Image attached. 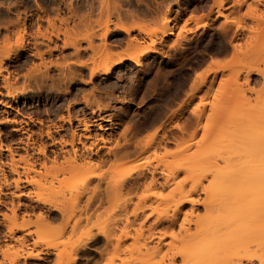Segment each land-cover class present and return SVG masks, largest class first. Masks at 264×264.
<instances>
[{
	"label": "rangeland",
	"instance_id": "rangeland-1",
	"mask_svg": "<svg viewBox=\"0 0 264 264\" xmlns=\"http://www.w3.org/2000/svg\"><path fill=\"white\" fill-rule=\"evenodd\" d=\"M16 1L0 0L6 5ZM115 1L119 2H110ZM240 1L226 0L220 8L219 0H132L118 10L52 14L56 29L61 30L59 38L53 37L55 42L34 37L39 27L30 28L25 44L31 49L34 42L42 43L40 50L55 81L49 78L39 86L41 81L34 79L32 69L42 60L31 52L21 51L20 57L4 62L9 70L0 76L4 103H0V264H12L17 255L38 251L44 252L42 258L19 257L14 264H46L54 256L53 264H69L72 256L77 257L74 264L80 260L90 264H193L199 227L193 223L181 228L180 224L192 220L209 227L235 207L242 162L254 160L239 154L246 148L254 152L252 141L264 130V0ZM61 18L68 21L62 23ZM168 19L173 32L158 39V52L142 57V66L126 60L110 74L91 78V69L103 62L104 48L100 47L105 40L101 35L107 26L113 31L109 48L117 54L127 49L129 40L128 34L115 29L117 24L160 28ZM41 29L53 32L47 21ZM93 32L91 41L84 39ZM131 35L142 45L150 42L138 29ZM11 39L14 43L16 35ZM3 40L1 36V46ZM71 40H78L79 51L73 46L63 49L64 42ZM56 44L60 50L52 55L47 45L54 48ZM71 61L87 65L68 66ZM72 71L78 77L71 81L64 74ZM69 114L72 123L61 120ZM149 116L154 118L141 122ZM40 119L44 132L52 126L53 138L40 137ZM79 119L91 124L90 131L84 130ZM58 126L63 129L56 131ZM127 126L130 129L124 136ZM14 128L23 129L17 132ZM74 130L78 133L76 160L72 146L59 143L70 141ZM31 135L38 141L36 149L27 146ZM126 140L139 142L138 151L115 157L113 152ZM243 140L247 146L242 147ZM41 143L49 145L45 166L38 149ZM90 158L93 161L86 163ZM138 166L156 168L158 181L122 183L121 175ZM249 171L254 178L255 169ZM88 176H92L90 182ZM19 178L31 183H20L23 187L17 188ZM195 187L193 197L201 204L194 212L190 205L182 210L178 207L179 225L159 223L175 213L181 193ZM21 191L29 196L18 198ZM38 199H48L64 213L42 221L39 211L27 208L41 205ZM44 227L56 230L40 235ZM91 230L96 234L89 240ZM97 238L104 239V248ZM62 250L67 254L61 259L58 253ZM227 262L250 264L237 253Z\"/></svg>",
	"mask_w": 264,
	"mask_h": 264
},
{
	"label": "bare ground",
	"instance_id": "bare-ground-1",
	"mask_svg": "<svg viewBox=\"0 0 264 264\" xmlns=\"http://www.w3.org/2000/svg\"><path fill=\"white\" fill-rule=\"evenodd\" d=\"M54 1L57 2L58 0H54ZM76 1L78 2L74 3L73 1H70L69 3L65 4L66 7H68L71 10H74L72 11L73 15L77 14V11H79V9L84 10L86 13L87 12L93 13L97 10L100 11L118 10L120 8H124L123 6H125L126 4H130L132 0H118L119 2L115 1L113 3L110 2L111 0H100L99 5H96L93 0H76ZM225 1L226 0H219L218 5L220 8L223 7ZM3 5H5V3L0 2V6ZM59 6H62V4L60 3ZM221 15L222 14L220 10H218V16ZM131 16L134 17L136 15L133 13ZM43 18H44L43 15L39 16L40 20H42ZM60 20L62 23H64L68 21V18H61ZM170 21L171 19L164 21L160 28H148L146 26H141V25H138L136 27H130L122 23L117 24L115 29L128 34V38H129L127 42V49L117 54L111 51L109 48L110 44L108 43V37L112 34L113 31L109 26H107V28L101 35V38L105 40V43H103L102 45L103 47L99 46L100 50L104 48V50H102L104 53H102L101 55L103 58V62L95 65L91 69V74H90L91 78L98 73H102L105 75L110 74L114 70V68L124 64L126 60L132 61L136 66H142L143 64L141 62L142 57L147 56L151 53L158 52L157 49L158 39L162 40L164 37L168 36L173 32V27L171 26ZM47 22L49 23L50 27L53 28V32H49L48 30L42 31L41 26H39V28L35 32L34 37L36 38L42 37L52 42L54 36H56L57 38L60 37L61 30L56 29L55 21H53L49 16L47 17ZM15 25L17 26V28L5 27L6 33H3L2 29L4 28L0 27V37L1 36L4 37L3 40L4 44L2 46L0 45V76L2 75L3 71L9 70V67L4 65L5 61L12 60L14 57H20L19 53L21 51H27V53L31 51L30 47L25 44L26 36L28 35V31H29L26 20L21 22V20L18 19V22ZM134 29H138L140 32L145 33L150 39V42L146 45H142L141 41H139L136 37H132L131 32ZM64 34L67 33L65 32ZM13 35H16V39L14 43L11 42L12 40L11 36ZM92 36H94V32L91 35H87L86 37H84V39L91 41ZM40 44L42 43L36 41L33 53H34V57H39L42 60V62L39 64H34L35 66L32 69L33 70L32 72L34 73L32 74L35 75L34 79H36V81H41V84L39 85L41 87L42 84L45 83V81H47L49 78L51 80L52 77L50 75L51 66H49L48 63L45 61V53L40 50L41 48ZM77 44H78V40L65 41L63 49L67 47L69 48V46H73L77 49V51H79L80 47ZM47 46L49 47L48 50L52 55L54 54L53 53L54 51L60 50L58 44H56L54 48H52L50 45ZM91 48L95 49L93 45H91ZM131 50H135V51L132 52ZM115 55H117L116 59H114ZM73 63L79 66L87 65V63L83 61H79V62L71 61L67 65L69 66L70 64ZM262 73L264 74V71ZM77 75L78 73L76 74V72L74 73L73 71L69 72L66 75L64 74V76H67L66 78L71 81L74 80L76 77H78ZM7 81L5 82L6 83L5 86L7 88H10V84ZM200 83L201 85H204L206 83V77L203 78ZM30 88L32 90V86ZM8 95L13 96L11 91H8ZM194 96L195 93H192L191 99L194 98ZM0 103L4 104L1 100ZM181 106L178 109L179 111H182L183 109V107ZM93 112L95 113V111ZM61 120H63L64 122L72 123L73 117L69 114L67 118L62 117ZM78 121L79 124L84 127V130L90 131L91 124L88 123L86 119H79ZM37 122L41 124L40 133H39L40 137L43 138L46 135L50 139L53 138L52 126L51 125L48 126V130L44 132L42 130L43 120L40 119ZM129 127L130 126H127V128L125 129L123 133L124 136H127V133L130 129ZM100 128H103V126L100 125ZM160 128L161 126L158 127L156 131H159ZM22 129L23 128H14V131L20 132ZM61 129H63L62 126H58L56 131H59ZM139 132L140 130H137L135 131V134ZM166 133L167 132H165L164 134ZM77 136L78 133L76 130H74L72 133V139L70 141L64 139L59 141V143L62 146H67L68 144L72 146V150L74 153L73 155L74 160H76L79 157L78 147L76 146ZM21 141L23 142L22 139ZM78 142H82V139L79 138ZM252 142L256 144L254 152H249L248 148H246L244 153L239 154L243 158H247V156H252L254 160H244L242 162L243 171H240L238 173L239 176L237 180V187L239 194H237V197L235 199V207L233 209L223 212L219 220H215L209 227H203L200 225L199 221L195 223L192 220H187V221L184 220L180 224L181 228H186V225L190 227L193 223L197 224V227H199V234L197 236V240L193 248V260H194L193 264H228L227 262L228 258L235 257L236 253L239 255L240 260L246 259L250 262V264H264V130L258 132L255 135V140ZM26 143L29 148L32 147L36 149V145L38 141L33 137V135H31L28 138V142ZM52 144L57 145V142H53ZM247 145H248L247 142L243 140L242 147ZM92 146L90 148H92ZM234 146L235 144L230 143V147H234ZM139 147H140L139 142L126 140V142L123 144V147L119 151L113 152V155L117 156L121 154L122 156L127 157L130 154L132 155V153L137 152ZM0 149L2 150V146H0ZM38 149H39V153L43 155V158L45 160L44 162V166H45V163L49 159V156L47 154L49 145L48 143H41ZM84 149H86V145H84ZM62 151L64 152V148H62ZM100 153L101 152H98L97 155L100 158H102ZM55 157H58V155H56ZM38 160L39 159L36 160V163L38 162ZM86 161H87L86 163H88V162H92L93 160L92 158H90L87 159ZM251 168H254L256 171V174H254L255 175L254 178L250 177L251 174L253 175V173L249 171V169ZM136 173L138 175L134 177V174ZM156 173H157L156 168L143 169L142 167L138 166L134 170L124 172L121 175L122 176L121 182L124 183L125 185L131 182H133L135 185H138L142 181L151 178V182L156 183L158 181V179L156 178ZM91 178L92 176H88L86 180L89 181L87 182H90ZM228 181L231 183L230 179ZM16 183H17V188H21L23 186H20V183L30 184L31 182L27 178L25 179L19 178ZM197 187H195L190 192L183 191L181 193L180 200L177 203V210L175 211V213L170 218L168 217L164 220L161 219L159 223L161 224L169 223L171 226L176 227L177 225H179L180 209L182 210V208H184L185 206L190 205L192 206L193 209L192 212H194L195 207L201 204L199 200H196L193 197V193L197 192L198 190ZM17 196L18 198L22 199L24 196H29V195L21 191V193L18 194ZM37 201L42 206L29 205L27 208L30 209L32 212L39 211L40 213L39 216L41 219H43L42 221L46 222L45 219L46 217H52V216L56 217L59 214L64 213L61 207H59L55 203L48 201V199H38ZM178 207H180V209H178ZM24 228L25 227H22L20 230H24ZM55 230L56 228L51 230L50 228L48 229L44 227L43 229L41 228L40 230L41 233L40 232L39 233L40 235H48L49 233H51V231L53 232ZM103 232L101 234H103ZM27 234L31 235L32 233H27ZM95 234L96 233H94L91 230V232L88 233L87 238L91 240L95 237ZM242 251L245 253H242ZM43 253H44L43 251H38L36 253L30 252L27 255L19 254L17 255V257H15V259L14 258L13 259L10 258V259L12 260L11 261L12 264H14L16 259H18L19 257L26 259L27 258L40 259L42 258L41 255ZM240 253H242V255H240ZM66 254L67 253L65 250H62L58 253L61 259L64 258ZM70 259L71 260L68 262L69 264H74L77 261L76 256H72Z\"/></svg>",
	"mask_w": 264,
	"mask_h": 264
},
{
	"label": "flooded vegetation",
	"instance_id": "flooded-vegetation-1",
	"mask_svg": "<svg viewBox=\"0 0 264 264\" xmlns=\"http://www.w3.org/2000/svg\"><path fill=\"white\" fill-rule=\"evenodd\" d=\"M5 3V2H3ZM62 4V6H59V4ZM11 4V3H10ZM3 5L0 6V27H3V33H6L5 27H16L15 25L18 22V19L21 20V22L25 21L27 22L28 28L29 30H31L30 28L36 27L37 26H41L43 24L44 21H47V17L52 14L54 15H60L64 12H70L72 14V11L69 9L68 7L65 6V4L62 1H57L55 2L54 0H18L16 2L13 3V5ZM2 9V10H1ZM80 12L77 11V13ZM25 15V16H23ZM43 15L44 18L42 20L39 19V16ZM17 30V29H15ZM29 34V31H28ZM55 42V41H53ZM35 43L33 44V46H31V55L34 56V48H35ZM29 52V53H30ZM36 105H38V103H36ZM35 105H32V107H34ZM136 113H133V115ZM140 116H142L143 114L139 113ZM152 118H154V116H149V118L145 119V120H141V122H145V121H150ZM139 118H136V121ZM138 123V122H137ZM94 255L90 256L89 259H94ZM87 264H90L88 262H85Z\"/></svg>",
	"mask_w": 264,
	"mask_h": 264
},
{
	"label": "crops",
	"instance_id": "crops-1",
	"mask_svg": "<svg viewBox=\"0 0 264 264\" xmlns=\"http://www.w3.org/2000/svg\"><path fill=\"white\" fill-rule=\"evenodd\" d=\"M193 14H194V13H193ZM189 15H192V13H190ZM195 15L200 16V15H202V13L200 12V13H197V14H195ZM210 60H211V59H208L206 65L210 62ZM206 65H204V66L202 67V69H203ZM100 239H101V238H97V240H100ZM100 241H102V246H101V247L104 248V247H105V241H104V239H102V240H100ZM43 257L48 258V254H45V256H43ZM54 261H55V256L52 258L51 262H48V263H46V264H53ZM77 264H87V263H85V262H83L82 260H80Z\"/></svg>",
	"mask_w": 264,
	"mask_h": 264
}]
</instances>
